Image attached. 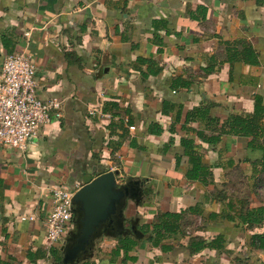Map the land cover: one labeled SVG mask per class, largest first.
Returning <instances> with one entry per match:
<instances>
[{
  "label": "crops",
  "instance_id": "1",
  "mask_svg": "<svg viewBox=\"0 0 264 264\" xmlns=\"http://www.w3.org/2000/svg\"><path fill=\"white\" fill-rule=\"evenodd\" d=\"M22 50L36 60L40 97L62 101L63 118L24 152L0 149V264H64L62 245L46 239L50 192L73 191L95 170L144 183L126 228L142 234L162 215L180 219L160 246L134 235L133 260L112 257L123 235H104L85 261L264 264L254 241L264 235V119L258 135L217 132L230 116L264 108V0H0V75ZM202 107L219 127L187 121ZM183 140L212 167V185L186 178ZM218 237L223 250L190 254L193 239Z\"/></svg>",
  "mask_w": 264,
  "mask_h": 264
},
{
  "label": "built area",
  "instance_id": "2",
  "mask_svg": "<svg viewBox=\"0 0 264 264\" xmlns=\"http://www.w3.org/2000/svg\"><path fill=\"white\" fill-rule=\"evenodd\" d=\"M54 118H63V102L40 97L34 56L26 50L7 55L0 75V149L26 151L30 140ZM81 187L51 189L52 209L45 220L50 245L65 242L74 222L73 198Z\"/></svg>",
  "mask_w": 264,
  "mask_h": 264
},
{
  "label": "water",
  "instance_id": "3",
  "mask_svg": "<svg viewBox=\"0 0 264 264\" xmlns=\"http://www.w3.org/2000/svg\"><path fill=\"white\" fill-rule=\"evenodd\" d=\"M119 177L120 171L98 175L95 170L83 178V186L73 198L74 231L61 246L64 264H78L92 258L97 242L104 235L142 236L137 224L126 228L125 210L129 200L142 195L144 183L133 176L120 183Z\"/></svg>",
  "mask_w": 264,
  "mask_h": 264
},
{
  "label": "trees",
  "instance_id": "4",
  "mask_svg": "<svg viewBox=\"0 0 264 264\" xmlns=\"http://www.w3.org/2000/svg\"><path fill=\"white\" fill-rule=\"evenodd\" d=\"M4 44L6 46V49L8 50L11 46L9 45L7 40H4ZM9 51V50H8ZM11 52V51H9ZM253 55V52L251 50H247L245 53V56ZM233 57H230V61H232V58H237L239 56V53H234L232 55ZM177 84H180L183 87H187V84H182L180 80H175L174 87L177 86ZM209 110L208 107H202V108H196L192 112L189 113L187 116V121H195V120H202L207 121L209 127H213L216 129L218 125H220V120L217 118H211L208 116ZM264 119V108L262 106H257L256 111L253 115L248 116H236L232 115L228 118V120L220 127L218 128L219 135L222 134H235V135H258L259 132L262 129V120ZM219 127V126H218ZM199 138L206 140V136L204 133L199 132L198 133ZM208 139V138H207ZM218 142L217 139L214 140V142L210 143L212 145H216ZM183 147L186 149V154L189 156V162H190V169L188 173L186 174V178L189 181L198 182L204 187L207 185L213 184V173L211 171L212 167L207 166L203 162V158L195 153V146L194 142L192 140H183L182 141ZM216 198H220L222 200V194L219 196L216 195ZM193 212V210H190ZM196 212V210H195ZM252 213L246 214L244 212H241L239 214V217L245 221L246 223L249 222V217ZM216 217V216H215ZM180 218H167L165 215H162L160 217V221L156 222L151 226H145L144 229H142V234L145 236H148L147 241L152 243L154 246H160L161 243L167 238V235H172L174 231L177 229V225L175 223L177 220L179 221ZM252 224V223H248ZM254 241L258 242V246L262 249H264V235L255 236ZM142 241L140 239H137L133 234L129 235H123L117 239V248L112 253V257H121L122 254H124V260L129 258L130 260H133L131 257H129V253L133 250H136L139 248V245ZM224 240L221 237L216 238L215 240L211 242H206L205 240L201 239H193L190 243V254H197L204 250L206 247L210 249H216V250H223L224 249ZM57 253V252H56ZM56 262H61V259L57 256ZM84 264H95L93 260L85 261Z\"/></svg>",
  "mask_w": 264,
  "mask_h": 264
},
{
  "label": "flooded vegetation",
  "instance_id": "5",
  "mask_svg": "<svg viewBox=\"0 0 264 264\" xmlns=\"http://www.w3.org/2000/svg\"><path fill=\"white\" fill-rule=\"evenodd\" d=\"M138 197H140V196L137 195L135 200H138ZM131 227H132V223H130V227L129 228H131Z\"/></svg>",
  "mask_w": 264,
  "mask_h": 264
}]
</instances>
